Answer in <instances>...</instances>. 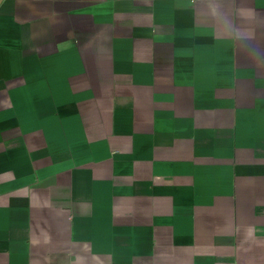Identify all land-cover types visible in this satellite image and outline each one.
Segmentation results:
<instances>
[{"label":"crops","instance_id":"obj_1","mask_svg":"<svg viewBox=\"0 0 264 264\" xmlns=\"http://www.w3.org/2000/svg\"><path fill=\"white\" fill-rule=\"evenodd\" d=\"M0 264H264V0H0Z\"/></svg>","mask_w":264,"mask_h":264}]
</instances>
